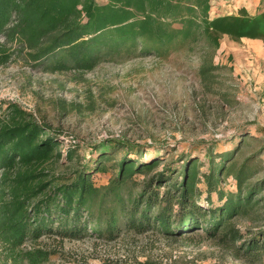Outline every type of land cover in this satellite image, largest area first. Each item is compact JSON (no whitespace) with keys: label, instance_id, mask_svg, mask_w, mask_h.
Segmentation results:
<instances>
[{"label":"trees","instance_id":"16d2710c","mask_svg":"<svg viewBox=\"0 0 264 264\" xmlns=\"http://www.w3.org/2000/svg\"><path fill=\"white\" fill-rule=\"evenodd\" d=\"M211 10L212 0H0V67L24 52L31 65L61 74L116 58L197 55L196 76L210 90L222 69L215 56L224 37L264 40V9L215 18ZM257 140L242 138L222 153L208 149L207 170L198 158L179 157L159 171L161 159L130 158L124 144L86 164L78 146L62 151L63 140L33 114L0 105V264H47L54 256L62 264H91L68 257L65 242H113L150 230L172 237L203 230L236 259L264 264V229L247 238L236 226L263 215L264 178L255 163L261 152L240 160L243 147ZM98 173H111L106 184L96 183ZM228 179L234 190L224 188Z\"/></svg>","mask_w":264,"mask_h":264},{"label":"rangeland","instance_id":"374dc122","mask_svg":"<svg viewBox=\"0 0 264 264\" xmlns=\"http://www.w3.org/2000/svg\"><path fill=\"white\" fill-rule=\"evenodd\" d=\"M97 1L104 4L108 0ZM261 1L259 9L263 10ZM225 41L228 44H223L224 50L215 56V64L222 69L210 90L196 76L197 55L176 54L167 60L152 55L116 58L91 71L61 74L31 65L24 52L0 67V105L5 108L7 103L17 104L33 114L63 140L62 151L78 146V154L86 164H92L113 144H124L130 158L148 154L143 162L161 159L159 171L179 157L198 158L207 170L208 149L215 154L226 152L242 138L255 136L258 140L243 147L240 160L261 152L255 163L262 166L258 178H264V70L245 71L244 58L237 65L231 63V52H244L246 45L228 37ZM124 152L117 153L116 158L121 159ZM154 174L138 180L142 183ZM110 176L98 173L94 178L103 185ZM224 188L234 190L233 179H228ZM262 214L254 224L238 221L237 228L247 238L257 236L264 229V210ZM64 251L68 257L91 264L104 259L153 264H245L230 250L216 245L203 230L182 237L157 230L124 233L113 242L93 236L65 242ZM62 263L59 256H54L47 264Z\"/></svg>","mask_w":264,"mask_h":264},{"label":"crops","instance_id":"0c3cea01","mask_svg":"<svg viewBox=\"0 0 264 264\" xmlns=\"http://www.w3.org/2000/svg\"><path fill=\"white\" fill-rule=\"evenodd\" d=\"M261 0H212V18L224 15H238L241 9H245L249 14L255 15L261 6ZM230 6V7H229ZM231 7L235 10H232ZM225 39V37H224ZM222 40L221 48L219 49V55L224 50ZM241 42L246 45L245 51L237 49L236 52H231L229 59L234 65H237L241 59H246L245 71H253L259 73L264 70V40L260 39H241ZM223 63V60H222ZM221 63V64H222ZM241 68V67H240Z\"/></svg>","mask_w":264,"mask_h":264},{"label":"built area","instance_id":"2783aa9c","mask_svg":"<svg viewBox=\"0 0 264 264\" xmlns=\"http://www.w3.org/2000/svg\"><path fill=\"white\" fill-rule=\"evenodd\" d=\"M4 41V38H1V42H3Z\"/></svg>","mask_w":264,"mask_h":264}]
</instances>
